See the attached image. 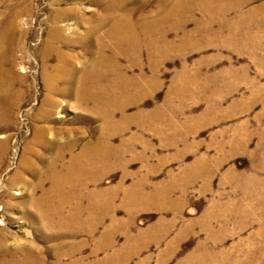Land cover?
<instances>
[{
    "label": "rangeland",
    "instance_id": "1",
    "mask_svg": "<svg viewBox=\"0 0 264 264\" xmlns=\"http://www.w3.org/2000/svg\"><path fill=\"white\" fill-rule=\"evenodd\" d=\"M0 264H264V0H0Z\"/></svg>",
    "mask_w": 264,
    "mask_h": 264
},
{
    "label": "bare ground",
    "instance_id": "2",
    "mask_svg": "<svg viewBox=\"0 0 264 264\" xmlns=\"http://www.w3.org/2000/svg\"><path fill=\"white\" fill-rule=\"evenodd\" d=\"M101 26H102V24H101ZM116 27L118 28V29H116L117 34H115L114 32L113 33L111 32V33H109V37H110V40L113 41L118 47L126 46V48H122L123 50L120 48V50H122V53L128 57H131L132 55H135L137 52H140L141 50H138L139 48L137 49L138 41L132 32V28H129L128 30L125 29L124 28V22H123V24L121 22V24L119 26H116ZM119 32H123V33L119 34ZM126 33H127V35H126ZM84 40L89 41L90 39H84Z\"/></svg>",
    "mask_w": 264,
    "mask_h": 264
}]
</instances>
